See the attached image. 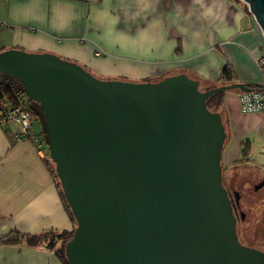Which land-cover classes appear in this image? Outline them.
Returning a JSON list of instances; mask_svg holds the SVG:
<instances>
[{
	"label": "water",
	"instance_id": "1",
	"mask_svg": "<svg viewBox=\"0 0 264 264\" xmlns=\"http://www.w3.org/2000/svg\"><path fill=\"white\" fill-rule=\"evenodd\" d=\"M264 36V0H242ZM44 118L49 158L75 219L69 264H264L243 246L222 184L226 133L206 107L233 83L200 91L184 73L157 82L101 80L55 55L0 52ZM238 204V196L236 195Z\"/></svg>",
	"mask_w": 264,
	"mask_h": 264
},
{
	"label": "crops",
	"instance_id": "2",
	"mask_svg": "<svg viewBox=\"0 0 264 264\" xmlns=\"http://www.w3.org/2000/svg\"><path fill=\"white\" fill-rule=\"evenodd\" d=\"M10 49L49 53L110 79L156 81L184 73L207 90L219 85L229 64L238 82L264 83L258 64L264 36L242 0H11L0 3V51ZM239 97L228 92L223 99L230 139L220 164L226 171L242 168V190L248 182L261 189L264 176L246 172L239 160L246 143L252 147L251 136L264 150V111L241 113ZM20 133L15 121L0 125V239L14 231L71 232L74 223L49 172L44 132L35 133L40 150L18 140ZM0 264L62 263L45 245L20 244L0 245Z\"/></svg>",
	"mask_w": 264,
	"mask_h": 264
},
{
	"label": "trees",
	"instance_id": "3",
	"mask_svg": "<svg viewBox=\"0 0 264 264\" xmlns=\"http://www.w3.org/2000/svg\"><path fill=\"white\" fill-rule=\"evenodd\" d=\"M2 52V51H0ZM40 54V53H38ZM43 54V53H42ZM70 61V60H68ZM74 62V61H71ZM76 63V62H74ZM77 65H79L80 67H82L86 72H88L90 75L99 78V79H110V78H105L102 76H99L97 74H95L93 71H91L88 67H86L85 65H81L79 63H76ZM190 77V76H188ZM191 78V77H190ZM117 79H124V78H117ZM193 79V78H191ZM161 79L158 80H152V79H145L143 81L146 82H157ZM195 80V79H193ZM219 87L221 86H225V85H230L233 83H240L236 80V74L232 68L231 65L226 64L224 65L220 77H219ZM197 81V80H196ZM200 87V85H199ZM251 87L255 90V91H259V89L253 85H251ZM214 88V87H212ZM212 88H209L207 90H210ZM207 90H203V91H207ZM227 91H222L219 92L217 94L212 95L211 97H209L206 101V107L210 112H214V113H218L223 121V125H224V130L226 133V139L224 141V145H223V149L226 146V144L228 143L229 139H230V131L227 128L225 119H224V108H223V99L224 96L226 94ZM237 93H240L239 91H235ZM26 97L24 95L23 92V88L21 86V84L15 80V79H10L7 78L3 75L0 74V119H4L6 120L8 118V112L10 109L17 107L18 105H22V101L25 100ZM32 104H35L37 109H35L34 107H32ZM26 110H28L31 115L33 116V121L37 120L40 121V123L43 126V132L45 135V138L47 140V135H46V129H45V125H44V118L43 115L40 112V109L38 107V105L34 102L28 101L25 104ZM8 121V120H7ZM6 121V122H7ZM48 142V140H47ZM250 151V145L248 143H246L245 147L242 150V158H240V162L245 161L246 157L248 156ZM49 157V154H48ZM49 172L52 175V177L54 178L56 184H57V188L60 192V196L62 198V201L65 204V207L69 213L70 219L72 220V222L74 223V228L76 227V223H75V219L71 213V210L65 200L64 194L62 192V189L60 187L59 181L56 178L55 175V167L54 164L51 162L50 158H49ZM74 230L73 229L71 232H66L63 231L61 233H54L52 231H44L40 234H21L19 232H11L9 233L7 236L3 237L0 239V245H20V244H25L29 247H38L41 245H45L46 248L53 252L54 255L56 256V258L62 263V264H69L66 254H65V246L66 244L72 239L73 234H74Z\"/></svg>",
	"mask_w": 264,
	"mask_h": 264
},
{
	"label": "rangeland",
	"instance_id": "4",
	"mask_svg": "<svg viewBox=\"0 0 264 264\" xmlns=\"http://www.w3.org/2000/svg\"><path fill=\"white\" fill-rule=\"evenodd\" d=\"M111 61H115V59H111ZM105 78H110V77H105ZM101 80H120V81L134 82V83L146 82V81H132L128 79H101ZM199 89L200 91H203L202 86H200ZM235 91L236 90H230L227 91L226 93L235 92ZM32 107L37 109L35 104H32ZM32 131L34 132V134L36 133L37 135L40 136L39 132L43 131V126L40 123V121L37 120L33 121ZM249 139L253 143H252V147L250 146L249 154L245 159L246 161L242 163V167L248 166L244 168L246 172H249L250 170L252 172L259 174L260 176H264V150L262 146L263 142L254 136L249 137ZM45 142L48 145V151H49V144L47 140H45ZM238 167L239 165L235 164L232 167V169H230L229 171H226L223 168H221L222 184L224 188L230 187V189L232 190V186H230L229 184V178H230L229 175H233V178L237 181L238 184L236 187V191H238L242 196L239 202L240 221L236 223V233H237L238 241L243 246L264 251V185L263 187H261V189L259 188L257 190H254L256 183L248 182L247 188L245 190H242L243 188L242 183H244L246 180H244L241 177L240 170H242V168H238Z\"/></svg>",
	"mask_w": 264,
	"mask_h": 264
},
{
	"label": "built area",
	"instance_id": "5",
	"mask_svg": "<svg viewBox=\"0 0 264 264\" xmlns=\"http://www.w3.org/2000/svg\"><path fill=\"white\" fill-rule=\"evenodd\" d=\"M11 0H0V3L9 2ZM260 67L264 68V57L258 60ZM263 87L259 91L251 93H240L239 97V109L243 114L259 113L264 111V83ZM27 99L22 101L23 105H18L9 110L8 118L4 120L0 119V125L6 123V121H15L21 128V133L17 136V139L30 140L38 150L43 145L38 139L37 135L32 131L33 116L24 108Z\"/></svg>",
	"mask_w": 264,
	"mask_h": 264
},
{
	"label": "flooded vegetation",
	"instance_id": "6",
	"mask_svg": "<svg viewBox=\"0 0 264 264\" xmlns=\"http://www.w3.org/2000/svg\"><path fill=\"white\" fill-rule=\"evenodd\" d=\"M229 184L230 186H232V190L230 189V187L228 188H225L229 197H230V200L232 201V204H233V207H234V213L236 214V217H237V223L240 221V206H239V202H240V199H241V194L236 191V187H234V185H231L230 181H229ZM244 183H242L243 185ZM257 188H260L259 185H255L254 187V190H257ZM238 193V194H236ZM236 195L238 196V204L236 202Z\"/></svg>",
	"mask_w": 264,
	"mask_h": 264
}]
</instances>
